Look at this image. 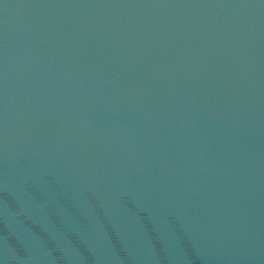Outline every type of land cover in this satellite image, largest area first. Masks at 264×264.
Segmentation results:
<instances>
[{"label":"water","instance_id":"1","mask_svg":"<svg viewBox=\"0 0 264 264\" xmlns=\"http://www.w3.org/2000/svg\"><path fill=\"white\" fill-rule=\"evenodd\" d=\"M0 264H264V0H0Z\"/></svg>","mask_w":264,"mask_h":264}]
</instances>
